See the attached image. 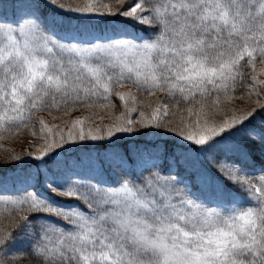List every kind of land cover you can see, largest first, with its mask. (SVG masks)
<instances>
[{
	"label": "snow or ice",
	"instance_id": "1",
	"mask_svg": "<svg viewBox=\"0 0 264 264\" xmlns=\"http://www.w3.org/2000/svg\"><path fill=\"white\" fill-rule=\"evenodd\" d=\"M116 3L0 0V130L123 107L54 134L38 121L50 138L10 157L25 187L0 264H264V0ZM125 86L196 119L148 114Z\"/></svg>",
	"mask_w": 264,
	"mask_h": 264
},
{
	"label": "rangeland",
	"instance_id": "2",
	"mask_svg": "<svg viewBox=\"0 0 264 264\" xmlns=\"http://www.w3.org/2000/svg\"><path fill=\"white\" fill-rule=\"evenodd\" d=\"M66 3H87L88 0H65ZM93 3H108L111 7L117 8L120 7L119 4L116 3V0H92ZM71 15H75L74 13ZM260 65L257 66V69H259ZM259 78L264 79V75L260 76ZM131 90L133 93L137 94L138 104L137 107H139L141 110L145 111L146 113L150 114L151 111L157 107L158 103L164 102L168 103L170 106L169 111V118L172 120L179 122L181 119L187 121L192 120L193 122L196 119L195 114H193L191 117H189L187 108L177 111V109L174 108L172 104H170L166 98L160 96L159 93H155L154 95H141L137 92L135 88H130L129 86H125L123 88H116L113 89V93L118 91H129ZM239 96V95H237ZM114 102L116 103L117 107L113 108L111 105H108L107 107H100L96 106L93 108H77L74 111L70 110L67 114H64V112L57 114L56 116L54 114L52 115H46V114H39L38 111H36L33 114V120L36 121V123H29L22 131L20 132H13L10 136L5 137L2 133H0V141H5L2 144L1 151H0V167L10 166L12 164H19L17 161H13L10 159L11 156L19 155L21 157V160L27 161L32 159V157L28 156V153H37V150L41 147V145L44 142L45 138H50V135L47 130L44 132H41V125L38 123L39 120L43 119L49 128L52 129V133H57L61 129L67 130L68 127H70V122L73 121L76 118H82V117H88V120L86 121V124L88 125H101V124H108L112 122L116 116L120 114V112L123 111L122 103L118 101L114 97ZM233 103L237 107H243L245 105V101H242L241 99H235ZM214 107V106H213ZM212 108V107H211ZM199 107L194 108V112L198 110ZM184 110V111H182ZM210 108H204V111L207 113L209 112ZM175 112L176 114H171ZM54 115V116H53ZM133 117H136L138 113H133ZM204 117H201L203 119ZM217 118H219V114L217 115ZM6 184V183H5ZM24 184L21 181H16L13 185H6V186H0V204L12 207L9 203H7V200L10 198H19L24 195ZM52 200L57 201L58 203H63V201H60L59 198H57L54 194L49 193L48 194Z\"/></svg>",
	"mask_w": 264,
	"mask_h": 264
},
{
	"label": "trees",
	"instance_id": "3",
	"mask_svg": "<svg viewBox=\"0 0 264 264\" xmlns=\"http://www.w3.org/2000/svg\"><path fill=\"white\" fill-rule=\"evenodd\" d=\"M259 65V64H258ZM257 65V66H258ZM250 71V70H249ZM139 93V92H138ZM159 93V92H157ZM141 95H146V94H143V93H139ZM160 96L166 98V100L172 104L174 106L175 109H177V111L175 112H179V110L181 109H184V108H187L185 105L181 104L179 107H177L171 100V98L167 97L165 95V93L163 92H160L159 93ZM237 95H239V92L237 93ZM212 100H214V97H212V99H208L206 101V108H211L213 107L214 105L212 104ZM191 106V105H189ZM196 107H199V105H196ZM77 109V108H76ZM75 109H72V111H74ZM184 111V110H182ZM171 112V111H170ZM175 112L171 113V114H176ZM39 114L43 113V114H46V115H52L54 114L55 116L59 113H62V111L60 112H56V111H53L51 113H49L48 111H38ZM53 115V116H54ZM25 127H22L20 128L19 130H16V129H12V130H0V133H2L3 135H5L6 138H8L7 136H10L13 132H20L24 129ZM5 141H0V151H1V147H2V144L4 143ZM31 160V159H30ZM13 165V164H12ZM19 172V167H17L16 169H13L12 167L10 166H6L5 167H0V177H3V176H7L8 179H7V182L6 184L9 183V185H13L15 184L16 181H20L18 180L16 177H17V173ZM14 211V208L12 207H8V206H5V205H2L0 204V221L4 222V223H7L8 222V219L10 218V215L13 213Z\"/></svg>",
	"mask_w": 264,
	"mask_h": 264
}]
</instances>
